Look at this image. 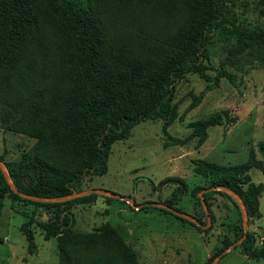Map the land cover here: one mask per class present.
<instances>
[{
  "label": "trees",
  "instance_id": "16d2710c",
  "mask_svg": "<svg viewBox=\"0 0 264 264\" xmlns=\"http://www.w3.org/2000/svg\"><path fill=\"white\" fill-rule=\"evenodd\" d=\"M87 1L83 6L74 0H43L42 14L28 0H0V124L36 140L20 160L0 162L25 194L56 198L83 191L87 176L107 173L113 144L129 138L136 125L174 119L176 86L188 74L208 79L209 46L218 31L234 29L242 50L264 52V30L242 29L234 12L241 3L256 4L264 14V0H182L181 9L175 0ZM117 17L137 25H116ZM51 18L57 21L60 37L50 30ZM163 21L170 22L168 29H153ZM57 38L67 43V52ZM220 76L230 77L226 71ZM55 79L61 83L54 95ZM226 117L227 112L217 113L190 123L191 136L203 143L208 130L222 125ZM258 152L263 160L252 150L245 163L233 166L195 161V171L213 179L208 188L199 187L193 194L227 187L241 197L249 216L257 214L264 181L255 184L248 173L264 172V141ZM167 181L187 191L182 179ZM217 193L238 207L227 193ZM6 196L53 211L41 228L48 239L57 238L59 264H138L135 252L111 224L91 232L74 230L71 207L93 204L99 195L36 203L15 194L0 171V226ZM164 204L180 211L171 202ZM27 225L22 230L33 254L34 233ZM243 236L242 230L206 264ZM236 248L248 259H264V240L258 246L252 233Z\"/></svg>",
  "mask_w": 264,
  "mask_h": 264
},
{
  "label": "rangeland",
  "instance_id": "374dc122",
  "mask_svg": "<svg viewBox=\"0 0 264 264\" xmlns=\"http://www.w3.org/2000/svg\"><path fill=\"white\" fill-rule=\"evenodd\" d=\"M74 1L83 6L88 3ZM28 3L40 13H46L43 0H28ZM175 5L181 9L183 1L175 0ZM234 12L242 29L264 30V14L256 4L238 3ZM114 23L130 28L137 25V21L129 23L126 17H117ZM170 25L163 21L153 29L164 31ZM50 30L60 37L54 18ZM233 30L215 34L206 63L208 79L188 74L177 84L176 117L136 125L129 138L113 144L107 173L87 176L83 181V190L113 192L131 198L142 207L99 196L93 204L71 207L74 230L91 232L104 223L111 224L135 252L138 264H206L218 250L244 232L241 210L229 198L217 191L193 194L199 187L208 188L213 179L195 171L197 160L233 166L245 163L252 150L257 159L263 160L258 148L264 141V52L242 50ZM57 39L61 41V49L67 52L64 39ZM222 71L230 77H221ZM60 83L57 79L52 82L51 94H56ZM224 112H227L224 123L211 127L203 143L191 136L190 123ZM35 143V139L8 131L0 124V158L4 162L20 160L33 150ZM248 175L255 184L264 181V172L258 169L250 170ZM169 178L182 179L187 191H181L178 183L167 181ZM202 198L214 218L208 229L149 205L171 202L205 225ZM3 202L0 235L4 242L0 244V264H59L57 238L48 239L41 228V224L53 218V211L13 201L10 196ZM259 202V212L246 214L245 218L248 233L254 235L258 246L264 240V191ZM24 224L34 233L33 254L28 251ZM218 264H264V259H248L239 248H234Z\"/></svg>",
  "mask_w": 264,
  "mask_h": 264
},
{
  "label": "water",
  "instance_id": "95a60500",
  "mask_svg": "<svg viewBox=\"0 0 264 264\" xmlns=\"http://www.w3.org/2000/svg\"><path fill=\"white\" fill-rule=\"evenodd\" d=\"M0 171L2 172V174L4 175L7 184L9 185L10 189L17 194L19 197L23 198V199H27L36 203H43V204H56V203H63V202H67V201H71L77 198H81V197H86V196H90L93 194L99 195V196H104V197H108V198H112V199H118V200H122V201H126L127 203L131 204L133 207L135 208H140L142 206H138L131 198L129 197H123L120 195H117L113 192H109V191H105V190H97V189H88V190H83L81 192H74L73 194L67 195V196H63V197H56V198H42V197H37V196H33V195H29V194H25L23 192H21L16 185L13 183L8 168L6 166L5 163L0 162ZM208 191H220V192H225L227 193L234 201L235 203L238 205V207L241 210L243 219H244V236L242 238H240L237 242H235L234 244L230 245L227 249H225L219 256H217L213 262L211 264H218V262L222 259L223 256H225L227 253H229L231 250H233L234 248H236L237 246H239L247 237L248 234V223L246 222L245 218H246V208L244 206V203L241 199V197L237 194V192H235L234 190H231L227 187H223V186H218V187H212L209 190H206L204 192H208ZM201 203H202V207L207 219V224H203L201 221H199L197 218H195L194 216L184 213V212H180L175 210L173 207H170L166 204L163 203H152L149 204L150 206L153 207H157L166 211H169L173 214H175L176 216L187 220L195 225H197L198 227L202 228V229H208L211 225H212V217L210 214V210L208 208V205L206 203V201L202 198L201 199Z\"/></svg>",
  "mask_w": 264,
  "mask_h": 264
}]
</instances>
